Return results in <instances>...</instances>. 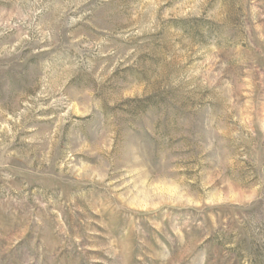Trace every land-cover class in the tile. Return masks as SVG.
Here are the masks:
<instances>
[{"label":"rangeland","instance_id":"obj_1","mask_svg":"<svg viewBox=\"0 0 264 264\" xmlns=\"http://www.w3.org/2000/svg\"><path fill=\"white\" fill-rule=\"evenodd\" d=\"M0 264H264V0H0Z\"/></svg>","mask_w":264,"mask_h":264}]
</instances>
